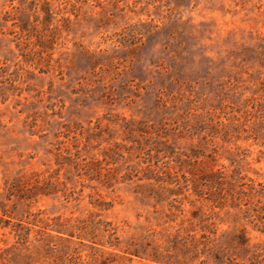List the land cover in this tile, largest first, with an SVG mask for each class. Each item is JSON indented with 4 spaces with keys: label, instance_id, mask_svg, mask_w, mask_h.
Returning a JSON list of instances; mask_svg holds the SVG:
<instances>
[{
    "label": "rangeland",
    "instance_id": "obj_1",
    "mask_svg": "<svg viewBox=\"0 0 264 264\" xmlns=\"http://www.w3.org/2000/svg\"><path fill=\"white\" fill-rule=\"evenodd\" d=\"M0 264H264V0H0Z\"/></svg>",
    "mask_w": 264,
    "mask_h": 264
}]
</instances>
